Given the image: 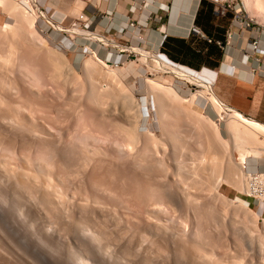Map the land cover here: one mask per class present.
I'll list each match as a JSON object with an SVG mask.
<instances>
[{
  "label": "rangeland",
  "instance_id": "1",
  "mask_svg": "<svg viewBox=\"0 0 264 264\" xmlns=\"http://www.w3.org/2000/svg\"><path fill=\"white\" fill-rule=\"evenodd\" d=\"M251 1V13L229 3L264 30V0ZM85 2L0 1V264H102L95 250L105 264H264V201L246 195V172L264 173L263 133L245 130L262 153L241 163L231 112L206 87L162 70L153 53L122 57L73 31H89ZM212 84L236 107L234 82Z\"/></svg>",
  "mask_w": 264,
  "mask_h": 264
},
{
  "label": "crops",
  "instance_id": "2",
  "mask_svg": "<svg viewBox=\"0 0 264 264\" xmlns=\"http://www.w3.org/2000/svg\"><path fill=\"white\" fill-rule=\"evenodd\" d=\"M142 1L86 0V4H91L85 27L94 33H103L105 37L112 38L111 40L126 47L127 50H119L122 57L125 56L122 53L130 51L131 47L149 52L147 57L150 53L159 55L176 65L202 74L205 79L213 78L214 86L219 91H223L229 80L234 82L236 89L231 100L236 107L228 106L264 122V75H254L252 69L256 67V63L248 57L251 41L254 35L258 34L262 49L255 56L264 59V30L258 27L237 30L228 46L218 47L204 38L202 33L210 36L203 30L202 24H196L202 0H145L147 7H144ZM40 4L47 7L50 0H40ZM140 5V15L133 16L132 10ZM62 6L60 3L56 4V7ZM48 7L55 12L57 20L69 17L61 9ZM70 17L74 20V16ZM131 20L138 21L139 27H131ZM231 21L229 16H215L207 26L213 36H223L225 40L226 32L231 28ZM72 24H76V20L72 21ZM210 38L217 40V37ZM165 42L167 53L163 51ZM112 57L113 53H110L107 61H112ZM250 96L252 100L249 99Z\"/></svg>",
  "mask_w": 264,
  "mask_h": 264
},
{
  "label": "bare ground",
  "instance_id": "3",
  "mask_svg": "<svg viewBox=\"0 0 264 264\" xmlns=\"http://www.w3.org/2000/svg\"><path fill=\"white\" fill-rule=\"evenodd\" d=\"M1 1V0H0ZM9 3V2H8ZM11 3V2H10ZM9 3V4H10ZM13 3V2H12ZM10 6V5H9ZM23 6V5H22ZM245 6H246V8H247V11L248 12H252L251 11V9L253 8L252 7V1L251 0H245ZM12 7V6H11ZM252 7V8H251ZM17 8V7H16ZM27 8V7H26ZM22 9V8H21ZM11 10V9H10ZM12 11V10H11ZM26 12H27V9H26ZM28 13V12H27ZM30 15V14H29ZM47 15V14H46ZM45 16V15H44ZM30 17V16H29ZM32 17V16H31ZM37 17V16H36ZM253 17V19H255V16H252ZM262 19H264V17H261ZM30 19V18H29ZM30 21H32L31 19H30ZM31 23V22H30ZM34 24V23H33ZM61 28V27H60ZM73 28H75V27H73ZM62 29V28H61ZM70 31V30H69ZM69 31H67V32H69ZM73 31L74 32H77L79 35H81V36H83V37H85V38H88V39H95V40H99V41H105L107 44H111L112 46H115V47H118V49L120 48V50L122 51V50H127L126 49V47H124V46H122V45H120L119 43H117V42H115V41H113V40H109V38H105L104 36H102V35H100V34H97V33H94V32H92V31H86V30H81V29H79V28H75V29H73ZM97 42V41H96ZM104 42V43H105ZM100 43V42H99ZM103 43V42H102ZM105 43V44H106ZM128 48V47H127ZM129 50L130 51H132V52H141V54H144L145 56H148V53L149 52H146V51H143V50H140V49H136V48H129ZM115 52V51H114ZM140 54V55H141ZM150 57V56H149ZM153 59L158 63V66L162 69V70H165V71H167V72H169V73H173V74H175L177 77H180L181 79H183V80H187V81H189V82H191V84L192 83H194V84H198L199 86H204V87H206L207 89H208V91H209V95H207V96H209V99H211V101H212V103H214L215 105H217V106H219L220 108H218V109H221V111H222V109H224V110H228V111H230L231 112V115H229V116H232V119L234 120H232V122H231V124L229 125V127H231L230 129H231V131L233 132V142H234V144L236 145V149L239 151V153H240V156H241V163L243 162V163H246L247 162V159L248 158H250V157H259L260 155H261V153L262 152H260V151H258V150H254V147L253 148H251L250 146H248V144H249V142H246V144L243 142V140H244V138L246 139V138H250L251 136H252V134H253V132L255 131V134H253V135H256V132L257 133H263V135H264V122H262L261 120H258V119H256V118H253V117H250V116H248V115H245V114H243L242 112H240V111H238L237 109H234V108H232V107H230V106H228L227 104H225V103H223L220 99H219V97L216 95V93L214 92V90H213V84L212 83H214V79L212 78V79H205V78H203V76H202V74H198V73H196V72H194V71H192V70H190L189 68H186V67H182V66H179V65H176V64H174V63H172V62H170V61H168V60H166V59H164L163 57H161V56H159V55H153ZM98 59L101 61V62H103V65H104V63L105 64H107L106 62H108V63H110V64H112V61H104V60H102V59H100L99 57H98ZM97 64V63H96ZM95 64V65H96ZM108 66H110L109 64H107ZM85 70V69H84ZM95 70V69H94ZM159 70V69H158ZM89 71V70H88ZM108 71V70H107ZM207 78V77H206ZM151 82V81H150ZM98 83V82H97ZM149 84V83H148ZM156 84V83H155ZM151 85H153V84H151ZM157 85V84H156ZM162 85V84H161ZM150 86V85H149ZM159 87V86H158ZM158 87H156V88H158ZM171 87V86H170ZM148 88V87H147ZM150 88V87H149ZM162 88V87H161ZM165 89H168V92H167V90H166V92H167V94L168 95H171L170 93H169V90H171V91H173L174 89L172 88V89H170L169 87L168 88H166V87H164ZM164 88H162V90H164ZM151 89V88H150ZM155 89V88H154ZM151 90H153V89H151ZM159 90V89H158ZM101 91V90H100ZM165 91V90H164ZM207 91V90H206ZM113 92V91H112ZM127 92V91H126ZM155 92V91H154ZM165 92V93H166ZM173 92H175V90L173 91ZM173 92H171V93H173ZM158 93H159V91H158ZM161 93V92H160ZM159 93V94H160ZM177 94V93H176ZM90 95V94H89ZM164 95V94H163ZM158 98V97H157ZM169 100V99H168ZM189 101V100H188ZM210 101V100H209ZM158 103V102H157ZM164 103H165V101H164ZM125 104H126V109L128 108V102L126 101L125 102ZM216 107V106H215ZM168 108V107H167ZM220 111V110H219ZM132 114V113H131ZM7 115V114H6ZM14 116V115H13ZM167 118V117H166ZM231 118V117H230ZM8 119V118H7ZM210 119V118H209ZM8 121V120H7ZM240 125H243L244 127H246V128H244L243 129V131H244V133H238L237 132V130L236 129H239V128H237L238 126H240ZM15 126V125H14ZM202 126V125H201ZM30 127V126H29ZM240 128H241V126H240ZM249 129L251 130V132H252V134H251V132L250 133H248V136H244L243 134H247V132H245V130H248V132H249ZM240 130V129H239ZM253 130V131H252ZM242 131V130H241ZM242 131V132H243ZM1 132V131H0ZM240 132V131H239ZM216 134V133H215ZM231 134V133H230ZM242 135V136H241ZM251 135V136H250ZM244 136V137H243ZM257 137H258V135H256ZM232 137V136H231ZM254 137V136H253ZM243 138V139H242ZM252 138V137H251ZM250 138V139H251ZM218 139V138H217ZM249 139V140H250ZM18 140V139H17ZM256 140H258V139H256ZM256 140H252L253 142H254V144L257 142ZM252 141H250V142H252ZM262 142V141H261ZM218 144V143H217ZM243 144H245V145H247L248 146V149L246 150L247 152H244L243 153V149L242 148H244V149H246V147H244L243 146ZM254 144H252V145H254ZM251 145V144H250ZM258 145V144H257ZM263 145V144H262ZM260 149H261V147H260ZM263 149V148H262ZM226 150V149H225ZM213 151V150H212ZM74 153V152H73ZM261 157V156H260ZM259 157V158H260ZM1 159V158H0ZM257 159V158H256ZM81 161V160H80ZM37 163V162H36ZM24 166V165H23ZM26 166V165H25ZM223 166V165H222ZM46 167V166H45ZM31 168V167H30ZM70 168V167H69ZM74 168H76V167H74ZM31 170V169H30ZM34 171V170H33ZM247 171V170H246ZM251 171V170H250ZM252 171H254V170H252ZM38 172V171H37ZM36 172V173H37ZM248 172L249 171H247L246 172V187H247V174H248ZM24 174H25V172H24ZM42 174V173H41ZM50 175V174H49ZM22 176H23V174H22ZM21 176V177H22ZM36 176V175H35ZM235 176V175H234ZM20 177V176H19ZM24 177V176H23ZM43 177V176H42ZM42 177H40V178H42ZM236 177V176H235ZM9 178V177H8ZM26 178V177H25ZM24 178V179H25ZM17 179V178H16ZM237 179V178H236ZM20 180H21V178H20ZM33 181V180H32ZM45 181H46V179H45ZM20 182V181H19ZM26 183V181H24L23 180V183ZM43 182V181H42ZM22 183V182H21ZM22 183V184H23ZM36 183V182H35ZM38 183V182H37ZM15 184V183H14ZM17 184V183H16ZM34 184V183H33ZM49 184V183H48ZM51 185V184H50ZM27 186V185H26ZM18 187V186H17ZM20 187V186H19ZM23 187V186H22ZM25 187V186H24ZM48 187V185L46 186V188ZM217 187V186H216ZM39 188V187H38ZM41 188V187H40ZM45 188V189H46ZM26 189V188H25ZM49 189H50V187H49ZM44 190V189H43ZM36 191H37V189H36ZM40 191V190H39ZM42 192V191H41ZM30 193V192H29ZM39 193V192H38ZM42 194V193H41ZM44 194H46V195H48L47 194V192L46 193H44ZM22 195H24V194H22ZM34 195V194H33ZM44 196V195H43ZM52 197V196H51ZM59 197V196H58ZM43 198H45V197H43ZM91 198H93V197H91ZM39 199V198H38ZM25 200V199H24ZM43 200H45V199H43ZM29 201V200H28ZM33 201V200H32ZM30 203V202H29ZM28 203V205H31V207L32 206H35V204L34 205H32L31 203L29 204ZM48 203H49V201H48ZM59 203V202H58ZM43 204H44V202H43ZM46 204V203H45ZM54 204V203H53ZM99 204V203H98ZM54 206V205H53ZM175 206V205H174ZM38 207H39V205H38ZM46 207V206H45ZM3 208H2V206H0V212H3V211H5V210H2ZM41 209V208H40ZM53 209V208H52ZM30 210V209H29ZM46 210V209H45ZM27 211H28V209H27ZM42 211V210H41ZM40 211V212H41ZM48 211V210H47ZM61 211V210H60ZM29 212V211H28ZM34 212V211H33ZM43 212V211H42ZM56 213V212H55ZM51 214V213H50ZM59 214V213H58ZM65 214V213H64ZM2 215V214H1ZM44 215V214H43ZM61 215V214H60ZM110 215V214H109ZM40 216V215H39ZM45 217V216H44ZM66 217V216H65ZM70 217V216H69ZM68 219H70V218H68ZM71 219H72V217H71ZM55 220V219H54ZM60 221V220H59ZM61 221H62V218H61ZM22 222V221H21ZM24 222V221H23ZM72 222V221H71ZM70 222V223H71ZM75 222V221H74ZM58 223V222H57ZM68 223V222H67ZM64 224V223H63ZM45 226V225H44ZM70 226H72V225H70ZM74 227V226H73ZM70 228V227H69ZM43 229V228H42ZM41 229V230H42ZM61 229V228H60ZM48 230V229H47ZM46 230V231H47ZM70 230H72L73 231V229H70ZM49 232H50V230H48ZM52 231V230H51ZM75 231H77V230H74L73 232H75ZM41 232V231H40ZM43 232V231H42ZM45 232V231H44ZM72 232V233H73ZM161 232V231H160ZM46 233V232H45ZM50 235V233H48L47 232V235ZM52 234L53 235H55V233H53L52 232ZM9 235V234H8ZM48 235V236H49ZM53 235H51L52 237H54ZM99 234H97V235H94V238L97 240V236H98ZM169 235V234H168ZM50 236V237H51ZM45 237V236H44ZM43 238V237H42ZM56 238H58V237H56L55 236V239ZM62 238V237H61ZM99 238V237H98ZM37 239V238H36ZM48 240V239H47ZM57 240V239H56ZM61 240V239H60ZM10 241V240H9ZM51 241V240H50ZM59 240H57V242H58ZM62 241V240H61ZM83 241V240H82ZM98 241H99V239H98ZM38 242V241H37ZM45 241H43V243H44ZM52 242H53V240H52ZM84 243H85V241H83ZM35 243V242H34ZM42 243V242H41ZM88 243H89V241H88ZM37 244V243H36ZM49 244V243H48ZM61 244V243H60ZM91 244H92V242H91ZM37 245H39V246H41L40 244H37ZM38 246V247H39ZM38 247L36 246V248H35V250H38V251H40V254L44 257V258H46L48 255L46 254V253H44V251H43V249L41 248V247H39V249H38ZM52 247V246H51ZM85 247H86V244H85ZM92 247V246H91ZM54 248V247H53ZM87 248V247H86ZM95 248H97V247H92L90 250L92 251V252H94V250H95ZM4 249V248H3ZM45 249V248H44ZM48 249V248H47ZM50 249V248H49ZM52 249V248H51ZM88 249V248H87ZM194 249V248H193ZM86 250V249H85ZM84 250V251H85ZM89 250V249H88ZM87 250V251H88ZM97 250H99L98 248H97ZM191 250V249H190ZM37 251V252H38ZM46 252H47V250H46ZM51 252V251H50ZM90 251H88V253H89ZM95 252H96V256H97V258L99 259V262L100 263H102V264H105L104 262H106V261H108V260H106L108 257L106 256V255H104V253L103 254H101L100 252L101 251H98V253H97V251L95 250ZM103 252V251H102ZM48 253V252H47ZM87 253V252H86ZM49 254V253H48ZM93 254H95V253H93ZM196 254V253H195ZM52 255V254H51ZM90 255V254H89ZM193 255V254H192ZM55 256V255H54ZM53 256V257H54ZM83 256V255H82ZM52 257V258H53ZM86 257V256H85ZM85 257H81V258H78L79 260H80V262H79V260H78V264H92L91 262H89L90 261V259L91 258H87L86 260H85ZM107 257V258H106ZM50 258H49V256L46 258V260H48V262L50 261L49 260ZM89 259V260H88ZM95 259V258H94ZM53 260V259H52ZM56 260V259H55ZM88 260V261H87ZM95 261V260H94ZM97 261V260H96ZM53 262V261H52ZM106 263H108V262H106Z\"/></svg>",
  "mask_w": 264,
  "mask_h": 264
},
{
  "label": "built area",
  "instance_id": "4",
  "mask_svg": "<svg viewBox=\"0 0 264 264\" xmlns=\"http://www.w3.org/2000/svg\"><path fill=\"white\" fill-rule=\"evenodd\" d=\"M214 2L216 3L215 13L218 16H227L230 11L233 13L231 28L226 32L225 40L215 41L220 47L228 46L234 39L235 35L237 34V30L255 29V27H258V29L261 28L260 26H256V23L254 22L253 19L244 15V12L242 11L241 8L239 9L236 7L232 8V5L229 3V0H214ZM142 3L144 7L148 6L145 0H143ZM141 9H142L141 5L136 6L132 10V15L139 16ZM130 26L139 27V23L138 21L131 20ZM122 32L123 30L120 33ZM202 35L209 42L213 41L212 38L205 36L203 33ZM260 49H262L261 39L258 36V34H256L254 35L253 40L251 41V51L248 53V57L252 58L256 63V67L252 69L254 75L256 74L264 75V59L255 56ZM246 195L247 197L258 201H264V173L260 172L259 170L248 172Z\"/></svg>",
  "mask_w": 264,
  "mask_h": 264
},
{
  "label": "trees",
  "instance_id": "5",
  "mask_svg": "<svg viewBox=\"0 0 264 264\" xmlns=\"http://www.w3.org/2000/svg\"><path fill=\"white\" fill-rule=\"evenodd\" d=\"M207 8V10H204V8ZM215 16H218L215 13V4L213 2L207 1V0H202L201 2V8L198 12V16L196 18V24L197 25H201L202 24V28L203 30L208 33V35L210 37H217V40H224L223 36H213L212 32L209 30L208 26L210 24V21L212 20V18H214ZM229 16V15H228ZM203 22H202V20ZM212 42H214V44L216 46H218V44L215 42V40H213ZM219 47V46H218ZM163 51L165 53H167V43L165 42L163 45ZM213 52H215V50H212Z\"/></svg>",
  "mask_w": 264,
  "mask_h": 264
}]
</instances>
